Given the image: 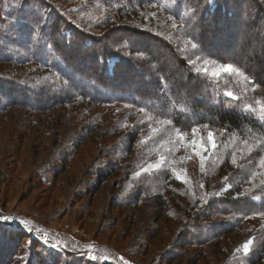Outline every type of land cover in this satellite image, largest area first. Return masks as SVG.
<instances>
[{
	"label": "trees",
	"instance_id": "16d2710c",
	"mask_svg": "<svg viewBox=\"0 0 264 264\" xmlns=\"http://www.w3.org/2000/svg\"><path fill=\"white\" fill-rule=\"evenodd\" d=\"M78 1L89 4L60 13L56 0H0V23L15 38L14 55L0 43V115L82 102L122 106L120 127L131 132L117 152L133 151L151 129L148 157L177 152L178 134L212 131L220 138L215 168L226 170L236 196L205 197V224L191 225L187 244L207 245L255 218L252 252L242 260L264 264V0ZM85 6L93 14L80 15ZM136 10L137 17H116ZM224 64L233 71L224 73ZM101 119L117 121L112 114ZM110 165L95 169L104 177ZM33 254L20 264H47Z\"/></svg>",
	"mask_w": 264,
	"mask_h": 264
},
{
	"label": "rangeland",
	"instance_id": "374dc122",
	"mask_svg": "<svg viewBox=\"0 0 264 264\" xmlns=\"http://www.w3.org/2000/svg\"><path fill=\"white\" fill-rule=\"evenodd\" d=\"M56 1L60 13L89 4ZM88 7L78 13L93 14ZM0 30L2 47L14 55V36L4 22ZM123 113L122 106L82 102L35 113L12 108L0 115V218H7L0 219V246L5 245L0 261H32L37 251L47 264H249L242 257L252 252L255 218L207 245L187 244L191 225L205 224V197L236 196L226 170L215 168L218 135L178 134L177 152L148 157L143 149L150 129L138 137L133 151L119 153L116 147H125L123 138L131 132L120 127ZM101 114L117 121L101 123ZM126 121L133 124V119ZM108 161L112 165L101 177L95 167Z\"/></svg>",
	"mask_w": 264,
	"mask_h": 264
},
{
	"label": "snow or ice",
	"instance_id": "6c2138e0",
	"mask_svg": "<svg viewBox=\"0 0 264 264\" xmlns=\"http://www.w3.org/2000/svg\"><path fill=\"white\" fill-rule=\"evenodd\" d=\"M194 47H195V45H194ZM222 71L224 73H230L233 71V66L231 64H224V65H222ZM219 74H220L219 71L212 73L213 76H217V77L219 76ZM211 139H212V133H209V140L211 141ZM0 219H3L5 221L7 220V218H0ZM52 247L55 248L56 245H52ZM93 259H95V257H93Z\"/></svg>",
	"mask_w": 264,
	"mask_h": 264
}]
</instances>
